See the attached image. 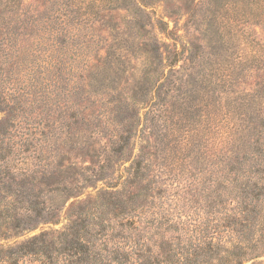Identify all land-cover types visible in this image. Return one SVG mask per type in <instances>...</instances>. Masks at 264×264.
I'll use <instances>...</instances> for the list:
<instances>
[{"label":"trees","instance_id":"1","mask_svg":"<svg viewBox=\"0 0 264 264\" xmlns=\"http://www.w3.org/2000/svg\"><path fill=\"white\" fill-rule=\"evenodd\" d=\"M236 2L253 25L264 21V0ZM156 3L17 0L12 10L3 3L10 13L0 16V264H264V111L259 116L255 109L256 97L264 95V39L250 30L235 69L225 60L224 102L207 85L195 97L185 82H163L180 52L163 39L170 31L152 10ZM146 20L152 33L142 38ZM94 60L108 63L110 71H135L122 91L130 92L128 98L117 99L113 88L120 71L111 81L104 77V85L115 84L98 97L91 88ZM252 71L256 83L243 91ZM168 87L175 94L169 99ZM94 104L104 105L95 117L109 126L107 145L117 160L143 131L142 108L152 114L150 122L160 111L169 113L175 128L186 123L191 129L198 115L217 121L230 145L212 169H193L194 180L182 183L190 194L183 204L181 193H174L178 178L165 183L166 165H154L155 154L145 148L127 159V167L123 160L122 169L108 175L102 164L93 178L75 181L62 150L43 145H67L72 128L87 125L83 113ZM21 145L41 146L30 159ZM52 193L62 201L47 196Z\"/></svg>","mask_w":264,"mask_h":264},{"label":"rangeland","instance_id":"2","mask_svg":"<svg viewBox=\"0 0 264 264\" xmlns=\"http://www.w3.org/2000/svg\"><path fill=\"white\" fill-rule=\"evenodd\" d=\"M156 1L157 3L152 10H154L156 16L162 18L167 23L168 30L170 31L169 37H163V39L170 45L171 50H174V46H176L177 52H180L178 60L176 59L174 62V68L170 70L167 75L168 77L163 81L164 84L168 80L179 81V83L185 82L187 86L184 85V90L186 93L192 89L195 90V93L192 95L195 97L202 96V88L207 85L215 93L216 97L221 102H224L223 93L226 91L225 87L227 85L223 78V73L226 72L224 69L227 67L225 60L232 62L231 64L234 67L232 69H235L236 62L240 61V55L246 50V44L243 43V35H247L252 30L264 39V21L260 20V22L253 25L252 18L248 14L239 13L241 11V4L235 3V0H232L234 3L229 0L224 6L222 5L223 1L218 2L220 0H190L189 6H185L180 0ZM0 2V16L4 18L10 13L7 11V8L12 10L17 5V0H0ZM4 2H6L7 8L4 7ZM214 2L217 4L216 6H212ZM215 9L219 10L212 13ZM131 13L129 11L126 14L129 15ZM120 14V16L124 15L123 12ZM142 15V13H139L141 18ZM142 19H146V17L143 15ZM142 23L145 26L144 31L140 30L141 37H149L152 33L151 26L147 24V20L142 21ZM211 52L215 53V55L209 54ZM103 54H105L103 50L100 51V54L98 52L97 57L101 56L99 60H102ZM167 55L168 53H165V56ZM109 57L110 55L106 59ZM247 62H252L261 68L264 63L252 61L250 58L247 59ZM100 63V61L94 60V64L98 65V67L91 70L95 75L91 88L100 93L98 97L102 96L101 92L108 93L109 90H113L112 86L115 84L104 85V77H107L105 81H111V78L116 76V72L120 71L118 74L121 82L116 83L113 88L116 97H118L117 99L128 98L130 92L124 95L122 91H128L125 87L133 83V78L137 76L135 71L131 68L125 70L124 73L120 69H111L110 71L112 66H109L108 63ZM134 63L136 62L132 61L130 65L133 66ZM165 71L168 72L169 68L167 67ZM262 72H264V67ZM209 75H211L212 80L209 79ZM247 77L248 82L240 88L243 91L248 90L246 88L254 87L256 83L253 71ZM82 88L88 89V86L84 85ZM119 92L120 94H118ZM164 92L167 94L166 97L168 99L174 97L171 94L175 95L174 90H170V87ZM109 98L110 96H105L104 99L98 100L102 101ZM263 98L264 95L261 99L259 96L256 97L255 109L260 111L259 116L264 111ZM99 105L94 104L92 110H87L83 113L85 120L82 123H87V125L80 124L81 127L79 129L73 127L72 129L75 131L74 136L71 134L65 138L68 140L67 145H43L53 148L58 147L62 150L60 156L67 165L72 166V174L70 173V175L74 177L75 181L84 182L83 178H93V172L102 164L106 166V173L108 175L115 169H122L121 163L123 160H127L130 157L136 158L138 150L145 148V151L155 154L158 162L155 161L154 165H158L162 161L161 167L162 165H166L164 168L165 172L162 174V180L165 183H171L174 178H178L180 182L179 185L175 186L174 193H181V198L183 199L179 203L183 204L185 198L188 199L190 194H187V191L182 188V183L194 180L191 176L193 169H212L213 165L226 153V149L230 145L222 141L223 126L221 123L217 124V121L212 123L210 120L198 115L195 126H191V129H187L186 123L181 125L184 128H175L172 125L174 119L172 120L169 113L167 117L166 113L163 115L160 111L159 116H155L150 122L149 118L152 114L144 115V112L148 109L142 108L140 114L141 121H139L141 125L139 127L141 126L143 131L131 138V145L126 147L125 156L117 160V156L110 151L114 146L107 145V139L110 136L109 126L103 125V120L95 117L104 108V105L102 107H99ZM105 106H107L106 103ZM1 116L2 113H0ZM198 122L200 123L198 124ZM95 124H97V127H94ZM100 124L101 127L99 126ZM10 146L3 145V147L8 148ZM40 146L21 145L22 149H29L30 152H25V155L29 156L30 159L33 156L32 151ZM147 157L148 155L146 154L144 158ZM17 158L14 161H17ZM130 163L131 161L127 160L124 166L127 167ZM85 166L91 167L93 171L81 172V168ZM115 174L119 173L116 171ZM88 184H92V182ZM90 190L91 187L86 192ZM47 196L49 198L55 197L58 201H62L63 199V197L57 196L56 193L47 194ZM71 200L72 198L68 202ZM189 206L187 205L186 207Z\"/></svg>","mask_w":264,"mask_h":264}]
</instances>
